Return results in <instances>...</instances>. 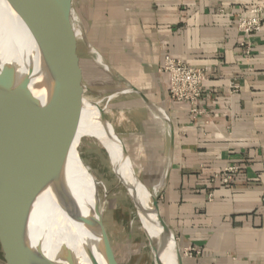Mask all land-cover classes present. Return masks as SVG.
Instances as JSON below:
<instances>
[{"label": "crops", "instance_id": "obj_1", "mask_svg": "<svg viewBox=\"0 0 264 264\" xmlns=\"http://www.w3.org/2000/svg\"><path fill=\"white\" fill-rule=\"evenodd\" d=\"M260 3L71 0L76 42L118 85L114 99L131 104L110 123L135 175L158 195L182 264H264V10L259 33L246 39L236 26ZM166 56L207 70L201 114L168 99ZM229 166L238 168L229 186L213 180Z\"/></svg>", "mask_w": 264, "mask_h": 264}, {"label": "water", "instance_id": "obj_2", "mask_svg": "<svg viewBox=\"0 0 264 264\" xmlns=\"http://www.w3.org/2000/svg\"><path fill=\"white\" fill-rule=\"evenodd\" d=\"M2 1L28 32L42 80V92L38 96L30 87V66L22 73L15 64L0 65V244L3 264H78L67 246H61L58 259L51 260L43 253L39 243L33 244L29 239L32 204L45 190L50 176L54 136L69 134L66 115L74 116L78 113L71 108L63 115L60 124L57 122L55 79L62 93L66 89L71 93H81L68 86L60 75L65 72L75 80L80 77L75 56L77 34L71 23V0ZM27 55L26 51L22 53L23 57ZM29 57L31 62V54ZM130 91L137 93L135 89ZM150 108L159 117V110ZM164 121L168 122V119ZM112 131L122 144L113 128ZM122 149L129 159L123 144ZM56 151H60V148H56ZM17 155L22 160L20 168L14 166ZM135 179L142 185L137 176ZM150 194L158 220L174 237L159 215L158 195ZM97 220L98 228L89 219L80 220L79 232L84 233L85 229L96 232L103 264H118L108 247L101 221L99 218ZM85 248L88 249V246L85 245ZM177 252L179 264H182L178 249ZM89 258L91 264H99L90 255Z\"/></svg>", "mask_w": 264, "mask_h": 264}, {"label": "bare ground", "instance_id": "obj_3", "mask_svg": "<svg viewBox=\"0 0 264 264\" xmlns=\"http://www.w3.org/2000/svg\"><path fill=\"white\" fill-rule=\"evenodd\" d=\"M32 46V40L24 26L0 0V65L15 64L22 73H25L30 66L32 69L30 87L40 96L41 72L38 70V62ZM24 51L28 52L27 57L22 56ZM54 84L57 122L73 108L78 113L74 116L66 115L68 119L66 125L69 128L67 135L75 142L80 137L95 138L105 149L112 172L118 183L126 189L135 208L139 229L148 243L153 263L179 264L176 240L158 220L150 191L135 179L132 162L124 153L122 144L112 131V126L103 118V111L99 108L98 102L89 101L82 93L81 96L79 93H71L68 89L62 93L63 90L60 89L61 86L56 79ZM158 113L160 118L166 119L161 111ZM55 135L48 184L32 204L29 239L33 244L39 243L43 253L51 260L58 259L60 248L65 245L72 251L78 264H91L89 255L99 264H103L98 249L97 233L86 229L84 233L79 232L80 220L89 219L96 228H98V220L88 198L86 188L88 179L77 149L70 148L62 136L61 139L57 134ZM58 147L60 151H56ZM70 158L74 169L70 168ZM21 164V157L17 155L14 166L20 168Z\"/></svg>", "mask_w": 264, "mask_h": 264}, {"label": "rangeland", "instance_id": "obj_4", "mask_svg": "<svg viewBox=\"0 0 264 264\" xmlns=\"http://www.w3.org/2000/svg\"><path fill=\"white\" fill-rule=\"evenodd\" d=\"M71 23L76 28L74 17ZM76 47L77 54L75 56L80 77L75 80L65 72H61L60 75L68 86L80 91L87 100L98 102L104 119L109 123L111 121L114 123L115 120L112 116L117 112L128 110L131 104L123 99L118 101L114 99L118 92V85L114 84L112 77L105 75L99 67L89 64V54L81 41H78ZM155 116L157 115L155 114ZM122 126L125 132L124 137L128 139L129 134L133 132L132 126L130 127L125 122ZM62 138L70 148L77 149L81 165L88 179L86 188L92 210L101 221L108 247L118 264H154L148 243L139 229L135 208L126 189L118 183L112 172L107 153L100 142L92 137H80L75 142L67 134ZM129 149L131 150L132 146L129 145ZM69 163L70 168L74 169L71 158ZM179 253L182 258L180 250Z\"/></svg>", "mask_w": 264, "mask_h": 264}, {"label": "built area", "instance_id": "obj_5", "mask_svg": "<svg viewBox=\"0 0 264 264\" xmlns=\"http://www.w3.org/2000/svg\"><path fill=\"white\" fill-rule=\"evenodd\" d=\"M263 10L264 3H260L240 12L236 18L239 34L247 39L259 33L263 26V20L260 16ZM160 71L168 77V99L173 103L187 105L189 112L194 116L201 114L198 110V103L203 96V84L208 79L207 70L191 67L180 60L166 56ZM231 88L236 89L235 86H231ZM237 172V167L229 166L224 168L221 174L214 175L213 180H218L221 185L227 187Z\"/></svg>", "mask_w": 264, "mask_h": 264}]
</instances>
